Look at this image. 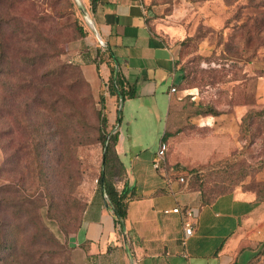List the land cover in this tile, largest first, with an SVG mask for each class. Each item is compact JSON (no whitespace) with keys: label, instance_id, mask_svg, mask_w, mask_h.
Returning a JSON list of instances; mask_svg holds the SVG:
<instances>
[{"label":"rangeland","instance_id":"374dc122","mask_svg":"<svg viewBox=\"0 0 264 264\" xmlns=\"http://www.w3.org/2000/svg\"><path fill=\"white\" fill-rule=\"evenodd\" d=\"M3 5L2 14L7 10ZM16 13L30 25L12 23L0 30V38L15 31L5 44L6 68L19 70L15 78L20 85H32L17 89L16 119L7 115L4 120L0 184L22 181L32 188L30 212L20 222L35 232L32 223L39 213L65 249L55 248V257L28 256L25 264H78L66 237L79 228L91 194L100 187L106 150L100 134L110 97L104 82L93 86L82 66L89 52L84 40L94 27L78 0H28ZM153 19L177 47L180 76L169 115L163 104L153 114L148 106L143 113L134 111L132 119L130 104L120 111L121 129L133 145L130 157L151 164L165 140L170 167L201 190L203 202L236 189L260 188L264 196V120L259 133L257 123L248 131L243 124L249 108L264 107L257 101L258 78L264 76V0H162ZM99 45L97 56L105 48ZM12 75L3 78L6 113ZM242 106L248 109L241 112ZM213 110L220 114L210 115ZM26 123L28 128H22ZM36 129L39 147L33 164L18 149ZM31 233L21 238L29 245Z\"/></svg>","mask_w":264,"mask_h":264},{"label":"crops","instance_id":"0c3cea01","mask_svg":"<svg viewBox=\"0 0 264 264\" xmlns=\"http://www.w3.org/2000/svg\"><path fill=\"white\" fill-rule=\"evenodd\" d=\"M78 1L94 22L84 40L89 46L82 65L87 77L99 87L109 81L115 66L136 87L137 95L124 99L122 105L111 95L107 104L112 128L121 118L116 151L125 174L117 178L116 185L134 191L124 221L127 239L99 187L88 200L81 225L66 237L74 260L78 264H264V200H257L255 192L236 189L203 202L201 191L189 181L181 182L182 172L170 167V162L157 170L153 162L145 164L139 156L130 157L133 145L121 129L120 111L130 104L132 119L134 111L143 113L148 106L146 110L153 114L163 104L169 115L177 92L171 88L180 76L178 50L153 19L162 0ZM99 42L105 48L97 56ZM257 97L259 103L264 102V76L258 78ZM247 109L242 106L240 111ZM177 206L197 211L195 232L185 245L184 216L173 210Z\"/></svg>","mask_w":264,"mask_h":264},{"label":"trees","instance_id":"16d2710c","mask_svg":"<svg viewBox=\"0 0 264 264\" xmlns=\"http://www.w3.org/2000/svg\"><path fill=\"white\" fill-rule=\"evenodd\" d=\"M28 0H0V6L4 3L6 5V13H0V30L5 29L4 25L11 26L12 23H20L21 26L29 28V22L24 20L23 17H20L17 13L13 14V11L21 4ZM31 1V0H30ZM8 27V28H9ZM7 29V28H6ZM15 37V31H11L8 35H4L0 38V148L3 149L5 142V130H4V120L6 116L9 115L10 118L16 119L15 113L17 108V95L15 94L17 89L29 90L31 83H25L23 86L20 85L15 75L19 71L17 68L10 70L6 68L8 52L6 51V43ZM27 63V62H25ZM178 65V60H177ZM65 66V64H63ZM63 68V67H62ZM15 71V72H14ZM23 71V70H22ZM13 73V84L11 92V98L9 94V110L6 113V95L3 78L6 74ZM106 85V91L108 96L115 95L118 100L121 98H133L137 95V89L133 84H129L122 77V74L115 66L111 69V76L109 81L104 83ZM25 100H29L26 98ZM26 102V101H25ZM119 102V101H118ZM27 104V102H26ZM120 102L118 103V105ZM43 108V102H39V108ZM210 115L216 116L220 114L219 110H213L209 113ZM121 118L119 117L118 120ZM264 120V107L260 110L254 111L252 108H249L246 112V115L243 119V124H247V131L250 129L251 125L257 123L255 132H257L260 122ZM258 122H252V121ZM252 122V123H251ZM106 126H109L108 116L102 118V131L100 141L107 148L104 150L103 160L105 164V169L101 172L98 182L100 188L102 187V178H105V190L108 195L110 204L116 215L117 225L122 231V226L127 216V208L129 199L134 197V191L127 186H124L122 189H119L116 185L117 178H122L125 174V168L120 160L118 153L116 151V144L119 139V130L110 133V131L105 130ZM22 128H28V123H26ZM112 129V127H111ZM35 135L27 134V139L20 141L21 146L18 149L19 151L25 152L24 156L28 159L29 163L34 164L35 156H33L34 150L39 147L37 142V135H39V130ZM103 162V161H102ZM20 185L19 187H17ZM260 186V185H259ZM256 193L257 200H264V196L261 194V189H249ZM201 191V190H200ZM229 192V191H227ZM225 193V192H224ZM223 194V193H221ZM35 195V192L32 188L26 187L24 182L21 184L19 182L15 183L13 186H8L7 184H0V264H25L26 257H34L40 255L38 259H42L44 254H49L50 257H55L57 254L55 248L59 246L63 249L62 244L58 241L57 237L50 231V229L40 220V214H34L36 219L32 224L36 226L35 232L32 230L31 226L28 223H21V219L29 214V204L33 201L31 197ZM220 195V194H219ZM30 196V197H29ZM218 196V195H217ZM216 196V197H217ZM207 200L206 202L212 201ZM28 205V210L26 209ZM10 217L6 216V213ZM78 229L76 227L75 231ZM32 232L34 235V240L30 242V245L22 241V236L26 233ZM48 247V249L46 248ZM70 247V246H69ZM72 250V247H70ZM65 250V249H63ZM67 251V250H66ZM69 260V258H68ZM40 261V260H38Z\"/></svg>","mask_w":264,"mask_h":264},{"label":"built area","instance_id":"2783aa9c","mask_svg":"<svg viewBox=\"0 0 264 264\" xmlns=\"http://www.w3.org/2000/svg\"><path fill=\"white\" fill-rule=\"evenodd\" d=\"M144 2V0H140ZM89 22V21H88ZM89 24L94 27V22H89ZM103 43V42H101ZM172 91H176L177 88L173 86L171 88ZM121 100V99H120ZM167 150H168V145L166 141H162L160 144V147L158 151L156 152L154 159H153V166L157 170L164 169V166L166 165L167 162ZM180 181L183 183H187L188 179L184 176L180 177ZM175 212L182 213L184 216V237L182 239V243L185 245L187 242V239L191 237L194 232H195V222H194V217L197 214V211L193 207H184L181 208L180 206H177L173 209Z\"/></svg>","mask_w":264,"mask_h":264},{"label":"water","instance_id":"95a60500","mask_svg":"<svg viewBox=\"0 0 264 264\" xmlns=\"http://www.w3.org/2000/svg\"><path fill=\"white\" fill-rule=\"evenodd\" d=\"M78 2H79V1H78ZM84 15H85V18L87 19V21H89V22H93V19L88 15L87 11H84ZM100 40H101V38H100ZM101 42H103V41L101 40ZM120 101H121V104H120V105H122L123 102H124V99L121 98ZM120 108H121V106H120ZM119 123H120V120H119L118 124L116 125V127L114 128V130H113L112 132H115V131L118 130V125H119ZM112 132H110V133H112ZM106 148H107V143H106L105 149H106ZM103 163H104V160H103ZM102 189H103V191H104V193H105V196L108 198V195H107L106 190H105V178H104V176H103V178H102ZM122 228H123L124 238H125V240H126V239H127V230H126V228H125V224L122 226Z\"/></svg>","mask_w":264,"mask_h":264}]
</instances>
